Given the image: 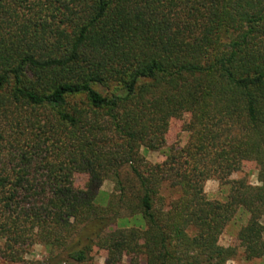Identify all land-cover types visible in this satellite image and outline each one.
<instances>
[{
	"label": "trees",
	"instance_id": "trees-1",
	"mask_svg": "<svg viewBox=\"0 0 264 264\" xmlns=\"http://www.w3.org/2000/svg\"><path fill=\"white\" fill-rule=\"evenodd\" d=\"M185 115L186 144L148 162ZM245 162L259 185L231 179ZM241 211L245 259L262 258L264 0H0L1 258L230 264L220 237Z\"/></svg>",
	"mask_w": 264,
	"mask_h": 264
},
{
	"label": "rangeland",
	"instance_id": "rangeland-1",
	"mask_svg": "<svg viewBox=\"0 0 264 264\" xmlns=\"http://www.w3.org/2000/svg\"><path fill=\"white\" fill-rule=\"evenodd\" d=\"M190 116L185 115L181 119H172L165 135V146L158 151L141 149L142 156L150 163H162L168 156L172 147H182L188 141V133L183 131V127L189 122ZM246 177L252 185H259L258 167L254 162H245L240 172L235 173L231 179ZM74 186L77 190L87 191L89 189V176L86 173H76L74 175ZM101 191V201L104 202L108 195L113 193V183L107 181L99 189ZM205 193L210 200L225 201L229 193V187H221L216 179H211L205 184ZM162 195L167 202L175 199L178 194L170 189L164 188ZM249 217L242 211L229 223L220 237V244L234 252L230 264H264V257L254 260H246L243 248L238 240V234L243 226L246 225ZM264 227V219L262 220ZM2 242L0 241V246ZM47 254V249L42 245H35L31 252L26 255L27 260H41ZM93 260L90 264H107V253L104 250L95 248L92 253ZM0 264H19L12 263L0 257ZM122 264H128L125 258Z\"/></svg>",
	"mask_w": 264,
	"mask_h": 264
}]
</instances>
